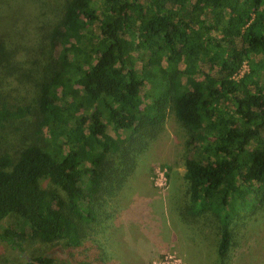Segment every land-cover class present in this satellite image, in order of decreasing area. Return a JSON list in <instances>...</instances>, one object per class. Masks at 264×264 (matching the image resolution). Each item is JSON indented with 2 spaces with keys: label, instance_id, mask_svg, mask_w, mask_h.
Here are the masks:
<instances>
[{
  "label": "trees",
  "instance_id": "trees-1",
  "mask_svg": "<svg viewBox=\"0 0 264 264\" xmlns=\"http://www.w3.org/2000/svg\"><path fill=\"white\" fill-rule=\"evenodd\" d=\"M167 118L229 264L264 207V0H0V264L112 263L95 236Z\"/></svg>",
  "mask_w": 264,
  "mask_h": 264
},
{
  "label": "rangeland",
  "instance_id": "rangeland-1",
  "mask_svg": "<svg viewBox=\"0 0 264 264\" xmlns=\"http://www.w3.org/2000/svg\"><path fill=\"white\" fill-rule=\"evenodd\" d=\"M71 36L80 40L81 34ZM156 63L151 59L148 64ZM249 68L245 61L239 75ZM143 76L147 77L145 71ZM158 90L157 84L146 87L150 96ZM181 140L174 120L167 118L159 139L144 152L132 178L110 203L112 217L93 242L110 264H218L210 256L213 249L206 235L214 226L211 221L205 224L204 215L187 212ZM83 193L82 186L77 194ZM246 213L240 211L234 218L236 245L229 264H264V207L255 215Z\"/></svg>",
  "mask_w": 264,
  "mask_h": 264
}]
</instances>
